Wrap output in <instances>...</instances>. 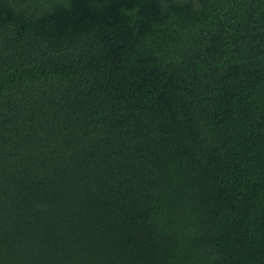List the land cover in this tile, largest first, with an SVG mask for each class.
Segmentation results:
<instances>
[{"label":"trees","instance_id":"1","mask_svg":"<svg viewBox=\"0 0 264 264\" xmlns=\"http://www.w3.org/2000/svg\"><path fill=\"white\" fill-rule=\"evenodd\" d=\"M0 264H264V0H0Z\"/></svg>","mask_w":264,"mask_h":264}]
</instances>
